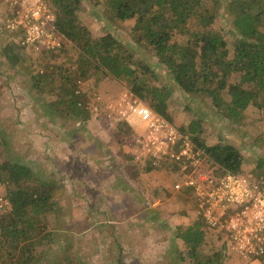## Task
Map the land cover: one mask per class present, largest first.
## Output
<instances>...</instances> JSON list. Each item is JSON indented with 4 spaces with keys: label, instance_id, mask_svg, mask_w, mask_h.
<instances>
[{
    "label": "rangeland",
    "instance_id": "374dc122",
    "mask_svg": "<svg viewBox=\"0 0 264 264\" xmlns=\"http://www.w3.org/2000/svg\"><path fill=\"white\" fill-rule=\"evenodd\" d=\"M227 1L206 0L203 14L213 15L208 31L223 35L231 54L227 34L230 31L232 35V26L225 9ZM11 10L8 2L0 0V137L5 141L0 148V163L18 160L31 164L37 178L50 177L63 186L56 202L44 212L50 219L45 229L51 231L49 242L43 240L32 249L26 241V251L39 255L42 250L45 257L41 260H49L51 251L59 249L74 257L75 264H193L186 244L177 234L198 222L204 229V253L212 255L216 249L224 248L222 264H264V255L241 258L230 249L228 232L204 225L200 215H196L197 205L190 189L172 188L170 171L177 162L159 160L153 164L136 160L125 151L133 147L132 133L139 129L127 130L118 122L115 130L97 117L103 113L107 100L130 89L125 81H76L75 93L81 96L80 100L99 106L93 118L76 121L59 110L62 106L55 102L61 73L74 68L70 57H76L78 49L72 43L64 41L60 50L37 55L45 73L53 75L52 83L43 78L35 86L28 76L12 68L4 46L19 44L22 31L6 28ZM78 14V23L92 36L110 33L132 53L133 61H141L134 63L139 81L158 87L167 95L165 113L182 133L190 135L188 129L194 127V134L208 145H234L242 155V172L264 178V169L258 167L264 154L252 145V139L264 130L263 110L248 105L236 115L227 104L217 108L203 93L180 89L154 50L144 39L138 40L137 32L132 30L135 18H129L123 27L115 24L110 0H81ZM195 27L204 29L201 23ZM185 39L178 33L173 37L177 42ZM13 48L25 52L20 46ZM143 64L149 67L148 71H144ZM133 95L149 107V99ZM97 121H103L105 129L98 127ZM9 186L0 182V199ZM237 209L231 204L224 214L231 216ZM8 249L7 261L19 256L18 251Z\"/></svg>",
    "mask_w": 264,
    "mask_h": 264
},
{
    "label": "trees",
    "instance_id": "16d2710c",
    "mask_svg": "<svg viewBox=\"0 0 264 264\" xmlns=\"http://www.w3.org/2000/svg\"><path fill=\"white\" fill-rule=\"evenodd\" d=\"M47 1L55 12L56 26L65 42L69 41L78 49L77 56L70 57L72 71L60 75L55 101L62 106L59 110L76 121L93 118L89 100H80L81 96L75 93L76 81L91 78L98 84L106 79L117 84L123 80L130 86L131 94L149 99V107L167 118L164 110L167 95L158 87L139 81L134 63L141 61H133L132 53L110 33L94 37L78 23L81 0ZM110 1L115 24L126 26V21L134 17L132 30L137 32L138 40L144 39L154 50L180 89L187 93H203L217 108L227 104L236 115L242 114L248 105L264 111V0L226 2L225 9L232 26V35L230 31L227 34L231 40V54L226 49L224 36L208 31L213 15L203 14L206 0ZM197 23L204 29H196ZM176 33L186 39L174 41ZM18 42L11 47L4 46L12 68L28 76L35 86L43 78L54 82L53 75L43 70L39 56ZM14 46H20L25 52ZM142 68L149 70L145 64ZM123 126L129 129L125 124ZM194 130V127L188 129L191 138L220 172L242 171V155L234 145L221 142L208 145L194 134ZM1 145H5V141L0 137V148ZM252 145L264 154V130L252 139ZM258 167L264 169V156L259 158ZM37 179L39 181L31 182ZM0 182L10 185L0 199V264H75L74 257L59 249L51 251L49 260H41L45 257L42 250L39 255L30 254L24 245L28 241L34 249L43 240L49 242L51 231L45 229L50 219L44 212L56 202L63 186L50 177L37 178L33 165L18 160L0 163ZM201 225L197 222L187 226L177 236L186 244L193 264H222L224 248L216 249L212 255L202 251L204 229ZM8 248L18 251L19 256L7 261Z\"/></svg>",
    "mask_w": 264,
    "mask_h": 264
},
{
    "label": "built area",
    "instance_id": "2783aa9c",
    "mask_svg": "<svg viewBox=\"0 0 264 264\" xmlns=\"http://www.w3.org/2000/svg\"><path fill=\"white\" fill-rule=\"evenodd\" d=\"M4 1L12 7L5 26L12 32L22 31V46L37 55L62 46L66 39L56 26V15L47 0ZM98 107L91 103L92 112L97 113ZM102 111L97 117L108 125L126 121L133 129H139L131 139L136 160L178 163L171 175L172 188L191 190L196 212L207 228L229 233L230 249L241 258L264 255V178L257 179L242 171L220 172L190 135L139 102L128 90L117 99L107 100ZM231 204L238 209L225 216L224 211Z\"/></svg>",
    "mask_w": 264,
    "mask_h": 264
},
{
    "label": "crops",
    "instance_id": "0c3cea01",
    "mask_svg": "<svg viewBox=\"0 0 264 264\" xmlns=\"http://www.w3.org/2000/svg\"><path fill=\"white\" fill-rule=\"evenodd\" d=\"M105 80H106V79H105ZM118 122L121 123V126H122V127H124L123 124H125V125L128 126L129 128H132V129H133V126L130 125L128 122H125V121H118ZM118 122H116V123H112V126L110 125V127H112V128L114 127L115 130H116V126H117V123H118ZM96 123L98 124V127H102L103 129H105V126H104V122H103V121H100V122L97 121ZM114 128H113V129H114ZM117 128H118V127H117ZM120 128H121V127H120ZM113 131H114V130H113ZM127 145H128V144H127ZM97 149H98V148H97ZM98 152H99V151L97 150V153H98ZM128 152H131V154H135L134 146L130 149V151H127V150L125 151V153H128ZM101 155H102V154H101ZM102 156H103V155H102ZM131 156H132V155H131ZM128 157L130 158V156H128ZM108 168H111V166L108 167ZM173 168H174V169H173ZM172 169H173V170H171V171L169 170V171H170V172H174L177 168H176L175 166L172 165ZM170 174H171V173H170ZM195 211H196V210H195ZM196 215H197V212H196ZM196 215H195V216H196Z\"/></svg>",
    "mask_w": 264,
    "mask_h": 264
}]
</instances>
